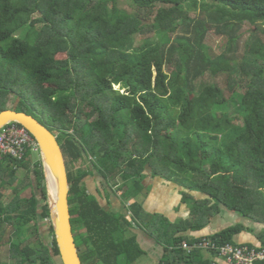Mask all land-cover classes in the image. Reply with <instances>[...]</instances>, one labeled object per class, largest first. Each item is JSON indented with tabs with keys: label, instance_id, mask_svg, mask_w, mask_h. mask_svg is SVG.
Listing matches in <instances>:
<instances>
[{
	"label": "trees",
	"instance_id": "obj_1",
	"mask_svg": "<svg viewBox=\"0 0 264 264\" xmlns=\"http://www.w3.org/2000/svg\"><path fill=\"white\" fill-rule=\"evenodd\" d=\"M128 1L133 14L117 0H0V113L27 112L57 135L83 264H137L145 252L133 224L164 246L163 264H193L199 251L181 249L191 239L180 234L205 228L222 207L264 223V0ZM210 33L225 41L222 54L208 45ZM141 34L146 42L131 51ZM31 151L0 157V248L9 244L12 264H64L43 162ZM147 165L185 189L189 220L144 210ZM94 173L112 189L121 182L130 218L90 192ZM245 230L211 239L236 245ZM257 238L249 246L264 250V232Z\"/></svg>",
	"mask_w": 264,
	"mask_h": 264
},
{
	"label": "crops",
	"instance_id": "obj_2",
	"mask_svg": "<svg viewBox=\"0 0 264 264\" xmlns=\"http://www.w3.org/2000/svg\"><path fill=\"white\" fill-rule=\"evenodd\" d=\"M86 183L90 192L96 194L105 210L112 213L126 214L127 217L130 216L128 210L130 205L128 206L124 203L122 200V193L119 194L114 189L110 188L101 175L94 173V175L86 179ZM143 184L148 191V195L140 198V202L143 203L144 210L148 214L164 217L171 223H178L190 219V207L183 202L182 192L185 191L183 187H180L173 181H168L161 177H153L152 172L149 170ZM193 195L197 199L203 198L200 193H193ZM6 197L5 195L3 201L5 204H9L11 200H9L8 203L5 200ZM129 203L131 204L133 201ZM226 216L232 219L228 220ZM238 224L243 225L246 230L235 236V244L259 246L260 241L257 238V234L264 232V223L254 222L251 219H247L240 214L228 210L226 207H222V212L214 216L205 228L196 231L188 230L180 234V236L185 235L191 239V241L189 240L191 243L188 241L183 242L180 248L189 256L199 251V255H197L194 262H192L193 264H206L207 262H211L212 264H228L226 259L220 256L216 251L201 248L197 245L201 241H210L219 245L214 242L211 237ZM133 227L132 232L136 236L140 247L145 252V256L140 260H147L141 264H163L165 257L164 246L158 239L149 234L148 231L138 228L135 224H133ZM12 229L13 227L10 225L7 232L11 233ZM4 237L7 242L8 234L3 236V238ZM192 239L195 242L192 241ZM8 245H4L0 248V258L3 263L12 264V259H10V247ZM185 245H187V248H185Z\"/></svg>",
	"mask_w": 264,
	"mask_h": 264
},
{
	"label": "water",
	"instance_id": "obj_3",
	"mask_svg": "<svg viewBox=\"0 0 264 264\" xmlns=\"http://www.w3.org/2000/svg\"><path fill=\"white\" fill-rule=\"evenodd\" d=\"M11 122L26 127L39 144L46 177L50 221L63 263L83 264L71 222L70 183L66 159L57 135L27 112L14 109L2 111L0 113V130ZM146 169L152 172L150 165H147Z\"/></svg>",
	"mask_w": 264,
	"mask_h": 264
},
{
	"label": "built area",
	"instance_id": "obj_4",
	"mask_svg": "<svg viewBox=\"0 0 264 264\" xmlns=\"http://www.w3.org/2000/svg\"><path fill=\"white\" fill-rule=\"evenodd\" d=\"M28 148L38 151L39 144L23 125L11 122L0 130V157L7 155L22 158ZM197 246L216 251L226 259L228 264H255L258 261H264V250L245 245L220 246L210 241H201Z\"/></svg>",
	"mask_w": 264,
	"mask_h": 264
},
{
	"label": "rangeland",
	"instance_id": "obj_5",
	"mask_svg": "<svg viewBox=\"0 0 264 264\" xmlns=\"http://www.w3.org/2000/svg\"><path fill=\"white\" fill-rule=\"evenodd\" d=\"M117 3H118V6H119L120 8H122V9H124L126 12H128V13H130V14L135 13V10L132 9V7H131V5L129 4V1H128V0H117ZM249 28H250V26L248 25V26H245L243 30L246 32ZM153 35H154V33L152 34V36H153ZM248 36H249V34L244 35L243 43L241 42V44H240V47H239V59H241V58L243 57V54H244V41L248 38ZM153 38H154V37H152V39H153ZM145 42H146V36H143L142 34H141V35H137V36H136V42H135V44H134V45H133V44H130L131 46L129 45L130 48H131V51L135 52V51L138 50V48H139L142 44H144ZM207 43H208L209 46H211V47L213 48L214 52H215L217 55L222 54V53L224 52L225 48H226L225 41H224L222 38H219V37H217L216 35L211 34V33H210V35H208ZM166 71L169 72V70H168L167 68H166ZM209 79H211V78L206 77L204 80H205V81H209ZM222 84H223V83H222ZM230 95H231V94H230L229 92H226V96H227V99H228V100L231 99V98H230V97H231ZM14 99H15V97H14V98H11L10 103L13 104ZM232 100H233V101H231L232 103H231V105L229 106V111H231V113H235V103H237V100H238V99H236V97H235V98L232 99ZM31 154H32L34 160H39V159H41V154H40L39 150H38V151H31ZM120 184H121V182H114V186H113V189H114L117 193H119V194L121 193V191H119ZM131 184H132V183H131ZM5 195L7 196L6 199H5L7 202H8L9 200L12 201L13 198H14V191H13V189L10 188V187H7V189L5 190ZM10 195H11V196H10ZM22 195H23V196H31V188H29V189H27L26 191H24ZM7 202H6V203H7ZM8 203H9V202H8ZM127 205H129V204H127ZM226 219L231 220L232 218L226 216ZM43 224H44V226H43V228H41V229H43V232L47 233V229H48V228H47L46 222L43 223ZM240 245H243V244H240ZM8 246H9V245H8ZM146 261H147V260L142 259V260H140L137 264H141V263H144V262H146Z\"/></svg>",
	"mask_w": 264,
	"mask_h": 264
},
{
	"label": "clouds",
	"instance_id": "obj_6",
	"mask_svg": "<svg viewBox=\"0 0 264 264\" xmlns=\"http://www.w3.org/2000/svg\"><path fill=\"white\" fill-rule=\"evenodd\" d=\"M33 136V135H32ZM34 137V136H33ZM36 140V139H35ZM39 151H40V147H39ZM128 204H130V203H128ZM129 206V205H128ZM237 245V244H236ZM245 246H248V245H245ZM249 247H251V246H249ZM252 248H254V247H252ZM258 262H261V261H258ZM258 262H256V263H258ZM255 263V264H256Z\"/></svg>",
	"mask_w": 264,
	"mask_h": 264
}]
</instances>
